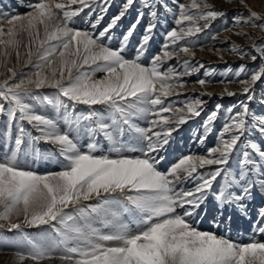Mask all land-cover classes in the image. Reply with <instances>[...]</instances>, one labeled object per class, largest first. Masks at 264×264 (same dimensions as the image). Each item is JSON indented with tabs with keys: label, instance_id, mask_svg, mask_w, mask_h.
I'll return each instance as SVG.
<instances>
[{
	"label": "snow or ice",
	"instance_id": "6c2138e0",
	"mask_svg": "<svg viewBox=\"0 0 264 264\" xmlns=\"http://www.w3.org/2000/svg\"><path fill=\"white\" fill-rule=\"evenodd\" d=\"M134 2L126 0L119 14L98 35L75 29L71 22L84 8L97 5L101 15L92 25L94 29L107 12L110 0H103V3L98 0H67V3L35 0L29 5L32 11L26 17L7 19L9 25L27 20L26 26L20 30L27 32L30 45L38 42L35 53L28 52L29 63H33L31 57L35 55L34 67L51 68L52 58L57 53L59 62L58 68H51L50 75L38 71L35 79L21 78L19 82L16 81L17 72L8 69L12 75L0 82V99L7 101V107L0 104V115H7L9 129L13 124L18 127L15 148L0 162V219L7 220L11 213L23 212L27 225H49L58 234V239L52 244L34 242L29 238L28 250L18 253L19 260L22 262L31 258L39 262L59 252V259L70 264H264V242L253 240L239 244L211 231L198 230L189 219L209 195L214 196L221 206L235 204L243 210V202L252 198L254 189L258 187L264 193V150L251 140H243L246 134L253 131L264 137V117L256 116L248 104L241 101L238 106L228 109L218 134V143L208 149L207 156H185L164 172L159 169L163 158L154 155L169 142L179 125L201 115L204 104L198 97L166 103L168 97L182 94L177 89L187 83L183 77L199 69L186 59L177 61L183 71H178L176 67L165 69L162 65L173 59L177 50L190 52L194 42L185 41L184 45H180L184 37L208 29L212 21L226 13L205 3L210 10L192 14L184 4H179L180 19L176 21L180 26L179 32L169 30L162 54L158 53L145 65L142 57L157 16L153 0H142L143 8L153 10L134 58H126L124 51L144 16L142 11L124 35L119 49L104 43L105 39L111 41L110 30ZM240 3L244 4V0ZM73 5L79 7L73 10ZM190 7L198 8L197 0H192ZM53 9L62 12V24L57 22ZM195 19L205 23L203 26L193 23L183 27L184 21ZM257 20L260 16L250 11L247 19L242 14L234 17L233 26L251 25L264 31V22L257 24ZM41 27L43 38L40 37ZM5 35L7 40L3 39ZM16 35L15 28H9L7 33L0 28V45L15 47L19 43ZM237 35L248 36V33ZM170 46L172 51H169ZM252 47L264 58V46L254 41ZM233 51L242 57L247 55L235 46ZM3 54L8 55L7 52ZM256 58L252 56L253 60ZM203 67L201 64L200 68ZM243 71L242 65L236 76L239 77ZM100 72L104 73L103 79H96V74ZM24 75L20 73L21 77ZM208 75L205 72V76ZM262 78L264 65L253 72L249 80L230 82L241 84V94L250 101L253 99V85ZM197 83L203 87L211 81L199 79ZM31 85L35 89H56L59 97L67 98L72 104L89 106L88 113L76 117L74 121L77 128L82 121L89 122L86 132L91 142L87 144L86 151L72 135L71 126L61 132L55 120L38 114L31 104L25 102V98L33 94ZM225 91L228 96L237 95ZM44 100L52 102L47 96ZM176 103L183 104L184 108H176L172 115H164L172 112ZM95 105H103L107 115L95 110L92 107ZM237 107L239 110H236ZM219 109L220 105H217V110L208 115L204 124L206 132L211 131L210 125L217 118ZM139 118L148 120L149 127H139L135 123ZM24 120L41 133L33 140L42 138L58 146L65 161L60 171L39 175L19 166L17 154L22 150L25 135L20 122ZM126 133L134 134L137 142L146 141V144L132 147L124 143ZM100 135L110 142L115 157L96 154L99 145L96 138ZM126 149L139 151L140 155H121ZM241 151L237 177L227 165L232 156ZM211 165L217 167L198 172V168ZM221 175L224 176V183L215 191L213 184ZM188 179L196 182L194 188L178 187L180 182ZM234 187L239 191H234ZM259 218L264 221V209L259 211ZM97 223L108 231L96 227ZM11 228L21 229V225L13 223ZM257 228L259 233L264 234V227L257 225Z\"/></svg>",
	"mask_w": 264,
	"mask_h": 264
},
{
	"label": "rangeland",
	"instance_id": "374dc122",
	"mask_svg": "<svg viewBox=\"0 0 264 264\" xmlns=\"http://www.w3.org/2000/svg\"><path fill=\"white\" fill-rule=\"evenodd\" d=\"M35 0H0V28L7 33L9 28H15L17 35L15 37L19 43L15 47H7L0 45V82L8 80L12 75L8 69L17 72L16 81L19 79H28L29 77L35 79V73L41 72L44 75H50L51 68H58V53L53 56V63L51 68L44 66L36 68L33 63L36 61V56L31 57L33 63H29L28 52L31 50L35 53L37 44L30 45L29 37L26 31H21L22 26H26L27 20L22 19L15 21L14 24L9 25L7 19L13 16L26 17L32 11L29 5L34 3ZM49 3L63 2L67 0H46ZM103 3V0H98ZM126 0H110L107 5V12L103 14V19L100 20L96 27L93 29L92 25L96 23L97 17L101 15L100 8L97 5H92L90 8L84 10L74 17L71 26L81 31H88L98 35L107 25L111 22L113 17L119 14ZM155 3V12L157 13L155 19V27L150 34V40L145 47V54L142 57V62L148 65L152 57L158 53L162 54V47L165 44V36L169 30L176 29L179 32L180 26L176 21L180 19L179 4H184L189 12L196 14L198 12H206L210 10L205 7V3L217 11L226 13L223 17H218L211 22L208 29H204L200 33H196L190 37H184L180 41V45H184L185 41L194 42L193 47L189 53L177 52L173 59L166 61L162 68L176 67L178 71H183L177 61L189 60L192 65L199 69L189 76L183 77L187 81L183 88H178L177 91L182 93L179 96H171L166 99V103L170 101H183L186 98H200L204 101L203 111L198 117H191L186 123L179 125L176 131H173L169 142L159 150L158 157H162V162L159 164L161 171L167 172L170 167L177 164L180 159L185 156H207L208 149L214 147L218 143V134L222 129L225 122V117L228 115V109L233 108L234 105H239L241 101L246 102L249 109L256 116L264 117V78L258 80L253 85V99L247 100L246 95H242L243 86L237 82H230L236 80H249L253 72L259 71L261 66L264 65V58L256 51L252 45L255 41L258 45L264 46V31L258 27L251 25L233 26V18L238 14H242L243 18L247 19L250 16V11L256 12L260 16V20L256 23L264 22V0H244V4L240 0H197L198 8H191L192 0H153ZM79 7L73 5L72 9ZM153 9L142 7V0H135L132 7L129 8L127 13L118 21L117 25L110 30L109 34L111 41L105 39L104 43L108 44L113 49H119L124 35L131 28V25L136 22L139 13H144L143 18L137 25L136 30L129 38L127 46L124 51L126 58H134L136 51L141 43L142 37L145 34V29L148 27L151 16L150 12ZM57 14V22L63 23L62 12L53 9ZM198 24L203 26L205 21L195 19L193 21H184L183 27L187 28L191 24ZM228 29V30H225ZM248 33V36L237 35V33ZM43 29L40 28V37L43 38ZM3 39L7 40L5 35ZM233 46L237 49L247 53L241 56L233 51ZM172 51V47H169ZM7 52L8 55L3 53ZM19 53V56L17 55ZM252 56H256L255 60ZM203 68H200V65ZM244 66V71L239 77L236 76L237 71L241 66ZM205 72L209 73L206 77ZM20 73H24L23 77ZM104 73H97L96 79H103ZM199 79H207L211 81L203 87L197 83ZM224 81V83H220ZM11 82V81H10ZM33 90L30 97L25 98V102L31 104L38 114L45 115L57 122L61 132L66 131L70 126L72 135L76 137L81 145L82 150L86 151V146L90 138L86 132V127L89 126L88 121H82L81 126L77 128L75 124L76 117L87 114L89 106L84 104H72L67 98L59 97L57 90L50 87H42L35 89L34 85L29 86ZM237 93L235 96H228L226 91ZM201 93H206L200 95ZM47 96L52 101L49 103L44 100ZM59 101H63L60 103ZM0 104L7 107V101L0 99ZM217 105L220 109L215 121L210 125L211 131H205V121L208 115L217 110ZM95 110L105 113L103 105L92 106ZM176 108H184L181 103H176L172 112L164 113V115H172ZM236 110H239L237 107ZM152 117H149L151 119ZM8 117L6 114L0 115V162H3L6 157L11 155V150L15 148L14 140L18 134V127L13 124L9 129L7 126ZM144 121V128H148V120L139 118L136 119ZM25 130L24 143L22 150L17 154L19 166L24 170L32 171L39 175L55 173L62 169L64 159L60 155L57 145L47 142L44 139L33 140V137H40L41 133L24 120L20 122ZM173 126L175 122L173 121ZM9 133V135H5ZM204 137L203 142L201 138ZM99 142L97 155L110 154L115 157L116 153L111 151V144L106 140L103 135L96 138ZM136 138L134 134L126 133L123 141L130 144L132 147H138L135 144ZM244 141L251 140L259 145L264 150V137H261L258 131H253L246 134L243 138ZM142 145L146 141H140ZM249 151H251L249 149ZM121 155L139 156V151H131L126 149ZM255 155V154H254ZM242 159V151L232 156L227 167L232 170L233 174L239 176L238 160ZM258 160L259 157H256ZM216 165L205 166L198 168V172H206L215 169ZM181 175H184L183 173ZM195 175V174H193ZM195 181L192 179L183 180L178 184L179 188L192 189L195 187ZM224 183V176L221 175L213 184V189L218 191L220 185ZM234 191H239L238 188H233ZM244 209L237 207L235 204H221L215 200L214 196L209 195L201 206L195 210V213L189 219L198 230L211 231L218 236L227 237L233 231L240 232L237 234L236 243L246 244L253 240L264 242V234L259 233L257 225L264 227V221L259 218V211L264 209V193L257 187L254 189L252 198L246 199L244 202ZM182 213V210H179ZM20 224L21 229L11 228V224ZM102 228L100 223L95 225ZM59 227V225H57ZM135 225H133V228ZM240 236V237H239ZM34 242L43 244H52L58 239V234L49 225H40L31 227L25 223L23 212L17 214L13 212L10 214L9 219H0V264H70L69 261H62L59 259L60 253H55L51 258L34 261L31 258H25L22 262L19 260L18 253H26L28 250V239ZM239 238V239H238ZM114 244L115 242H109Z\"/></svg>",
	"mask_w": 264,
	"mask_h": 264
},
{
	"label": "bare ground",
	"instance_id": "6f19581e",
	"mask_svg": "<svg viewBox=\"0 0 264 264\" xmlns=\"http://www.w3.org/2000/svg\"><path fill=\"white\" fill-rule=\"evenodd\" d=\"M139 127H142L144 128L145 125H144V121L143 120H138L137 122H135ZM135 144L139 147L141 146L142 144L140 142H137V140H135ZM240 232H237V231H233L232 233L228 234L227 235V238H229L230 240H232L233 242H236L237 241V234H239ZM240 237V236H239ZM239 239V238H238Z\"/></svg>",
	"mask_w": 264,
	"mask_h": 264
}]
</instances>
